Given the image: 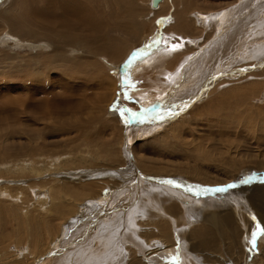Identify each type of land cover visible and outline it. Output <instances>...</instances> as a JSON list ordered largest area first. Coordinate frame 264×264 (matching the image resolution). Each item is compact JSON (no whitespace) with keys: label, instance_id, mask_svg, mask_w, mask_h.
<instances>
[{"label":"rangeland","instance_id":"rangeland-1","mask_svg":"<svg viewBox=\"0 0 264 264\" xmlns=\"http://www.w3.org/2000/svg\"><path fill=\"white\" fill-rule=\"evenodd\" d=\"M76 1L83 5L86 24L84 10L93 8L94 21L85 31L61 28L56 21L51 31L34 22L31 10L42 12L47 0H0V264H57L52 263L55 251L83 225L82 205L119 186L129 187L133 171L192 181L204 190L233 184L234 188L218 193L237 195L241 206L223 209L228 200L217 201L218 208L196 210L190 223L177 207L163 205L169 217L143 219L137 229L143 244L145 238L157 237L158 247L143 246L145 257L129 248L121 264H161L159 252L172 238V226L165 218L178 223L184 219V240L200 264H264V62L258 64L254 44L259 41H253L261 32L248 34L264 29V0H165L158 12L150 9L149 0ZM197 14H210L215 21L208 28ZM170 15L173 23L167 18L159 22L169 27L160 29L155 45L151 38L159 29L157 21ZM162 31L185 37L173 35V40L183 41L182 49L167 60L159 53L171 41ZM188 38L198 40L193 48L187 46ZM147 54L151 64L133 71ZM188 54H197L195 62L200 65L188 67L203 70L224 59L228 68L224 65L223 73L239 68L245 73L223 77L217 88L181 113L173 106L179 96L190 97L183 92L191 81L159 79L163 83L154 90L157 97L137 107L133 92L160 76L157 69L173 72ZM245 179L248 182L241 183ZM218 193L211 199L222 197ZM212 211L224 219L203 228V215ZM257 226L262 244L256 237L255 245L244 244L243 235L257 231ZM200 228L205 235H200ZM56 240L60 243L55 247Z\"/></svg>","mask_w":264,"mask_h":264},{"label":"bare ground","instance_id":"bare-ground-1","mask_svg":"<svg viewBox=\"0 0 264 264\" xmlns=\"http://www.w3.org/2000/svg\"><path fill=\"white\" fill-rule=\"evenodd\" d=\"M47 1H48V4H46V7L43 8L44 10L41 8L42 9V12H37L36 10H33V9L31 10V12L35 16L34 17L35 20H33L34 22H37L40 26L48 27L49 30H51V31H52L53 28H56V25H55L56 22H57V25L60 26L61 28L64 27L66 29H73L74 30L75 27H79L80 30H84L85 31V30L88 29L87 24H91V20H92V22L94 21V19L91 17V14L94 13L91 10L93 8H88V10H84L85 13L87 14L86 17H88L87 24L85 22H83V18L81 16V14L83 12V10H82L81 7L83 5L80 6L79 2L76 1V0H62V2H60L58 4L52 3V2H50V0H47ZM164 1L165 0H160L157 3V8H154V7L151 6V0H149L148 5L150 6V9L155 10V12H158L157 10H160L161 9V7L164 4ZM172 2H174V0ZM170 7H172V6H170ZM214 13H217V12H214ZM199 14L196 15L197 16L196 17L197 20H199L200 22H202V21L203 22H206L207 23L206 26L208 28L215 21V19H214L215 17L212 18V15H210V14H207L205 16H201ZM219 16H221V14ZM223 17H225V15H223ZM165 18H167V23L168 22H169V24L170 23H173V22H171L173 20L172 17H171V15L170 16H164L161 19H159L158 21L159 22H163ZM158 21H157V23H158ZM180 22L177 23V24H180L181 25L182 22L181 23ZM183 23H184V21H183ZM183 23H182L181 26L184 25ZM167 25H166V23H163V24H160L159 23L157 25L158 28H159L158 31H157V34H154L155 36L153 35V37L151 38V41L154 40V39H156L157 38L156 35L157 36L160 35V31H161L160 29H162V27H166ZM186 25H187V22H186V24H185L184 27H187ZM217 25H219V24H217ZM91 26H93V25H91ZM174 26H176V25H174ZM179 26H178V29H180V27H181V26L180 27ZM168 27H169V25H168ZM256 30H258L261 33H260V35H258V36H260L258 38V40L257 39H254L253 40V41H259V43L254 44V46H256L254 49H256L259 52L260 57H258L257 61H259V63H258L259 65H262L261 62H264V54H263L264 53V29L263 28L260 29V27H258V29L249 30L250 32H248V34L249 33H252L253 34ZM55 31H56V29H55ZM217 31L218 30H216L215 33H217ZM161 33H163L166 36H168L169 37V41H171V43L170 42L166 43V48L164 49V52H160V53L158 52L159 54H161L160 56L162 58L167 57L166 58V60H167V59L170 58V54L171 53L172 54H174V52H175V54L177 52L179 53V50L182 49L181 48L182 47L181 46V43L183 41H178V39L177 40H173V39H176L175 37H173V35H175L177 37L179 36L182 39L185 38V37H184V35L183 36L176 35V34H179V33H173V32H169V31H167V32H163L162 31ZM94 36H96V35H94ZM8 37H10V36H8ZM163 37H165V36L163 35ZM216 40H218V39H216ZM164 41H165V39H164ZM186 41H188V43H189L187 46H192V48H193L194 44H196L198 42V40H196L194 38H188V39H186ZM219 42H220V40H219ZM214 45H216V42H215ZM162 46H163V44H162ZM187 46H185V48H184L185 50L187 49ZM161 49H163V48L161 47ZM254 49H252V50H254ZM211 50H212V48H211ZM156 51H158V50H156ZM162 53H164V54H162ZM211 53L213 54V52H211ZM246 53H248V52L246 51ZM153 55L154 54L152 52V56ZM247 55L249 56V54H247ZM150 56L151 55L148 56V54L145 55V58L146 59L143 60L144 62H142V61L139 62L140 65L137 66L136 69H133V71H137V70H140V69L145 68V63H147V64L150 63L148 61V58H150ZM115 57H116V55H115ZM196 57H198L197 54H192V55L191 54H188V55H186V57L183 58V60H181L182 62L180 61L181 64L179 66L176 65L177 68L175 67L174 68L175 70H173V72L171 71L170 73L167 71L166 68H162V69H157L156 68L159 71H156V70L155 71L156 72H160L161 73V74L159 73L160 76H156L152 80L146 78V80L147 79L148 80L147 81L144 80V81H146V84H149L150 83V85H148L149 87L147 86V88H142L141 87L142 85L141 86L139 85L140 86V89L138 88L139 90H136L135 92H133V95L137 96V99H136V101H137L136 102L137 107L145 106V104H148V102H150V100H152L154 98L153 93L156 92V91L154 92L155 88L157 86L159 87L160 84L163 83V82H160L159 79H161V80L164 79V82L167 81V80L168 81L169 80H172V81L173 80H177V82H178V80L180 79L179 81L182 82L181 81V77H182V78H185V79L189 80V82L191 81L192 84L189 85L190 89H189V87H187V90L185 88L186 91L183 90L184 91L183 93L186 94V95H190V97L187 98V96L181 95L182 98L180 99V96H179L176 99L177 106L176 105L173 106V107H175L176 112H180L181 113V112H184V111L187 110L186 107L189 104H191V106L189 107L190 109L189 108L188 109L191 110L192 109V105L197 100H200L201 97H204V94L206 92H211L212 90H214L215 88H217L218 85L220 83H222V81H220V80L223 77L224 78H230V77L239 76L242 73H245L244 68H242V69L239 68L236 71L233 70L232 72H229L228 74H226L227 72L226 73H223V70L225 69L224 65H226V67L228 68V64H225L223 62L224 59L223 60L222 59H220V60L218 59L217 61L214 60L215 61L214 62V65H212L210 67H207V66H209V65H207L206 66L207 68H205V69L203 68V70H201L202 69L201 68L199 70V69H196V68H198L200 66V65L197 66V62H195V60L197 59ZM254 58H256V56ZM189 63H192V64L196 63L194 65H196L197 67L195 69L193 67L192 68L191 67H188V64ZM211 64H212V61H211ZM136 65H134V66H136ZM222 65H223L222 72H219V69L221 68ZM152 68H154V67H152ZM159 68H160V66H159ZM147 70H148V67H147ZM147 70H145V71H147ZM142 74H144V76H145V73H142ZM142 74H141V76H142ZM145 77H147V75ZM182 80H184V79H182ZM229 80H231V79H229ZM148 81H151V82L147 83ZM138 83L136 85H138ZM184 83H185V81H184ZM186 83H185V85L183 87H186V85H187ZM223 83H224V81H223ZM143 84H145V83H143ZM164 85L165 84H163V86ZM173 85H175V84L173 83ZM167 86H169V85L167 84ZM167 86L165 85L164 87H167ZM181 87H180V89H181ZM188 89L189 90L192 89V91L190 92V94H187L186 93L187 91L189 92ZM166 90H168V89L166 88ZM166 90H164V91H166ZM169 90H170V88H169ZM177 90L178 89H176V91ZM176 91L173 92V94L176 93ZM160 93H162V92H160ZM156 94L158 95L159 93H156ZM173 94H171V97H172ZM61 97H66V96L65 95L64 96L61 95ZM9 100L12 102L11 99H9ZM166 100H168V99H166ZM153 102H155V101H153ZM153 104L151 103V105H153ZM158 106H160V105H158ZM167 106H168V103H167ZM173 107H171V108H173ZM77 108L79 109V107H77ZM63 111H64V109H60V112L63 113ZM169 112H172V113H169L170 115H172L174 113L173 111H169ZM166 114H168V113H166ZM163 117H164V115H163ZM180 117H182V116H180ZM138 118H140V117H138ZM159 120H161V119H159ZM27 132H28V134L30 133L28 131V129H27ZM144 132H148V128L146 130H144ZM24 133H26V132H24ZM130 175L131 174H129V176ZM130 180H128L129 183H130L129 187L126 188V187H120L119 186L113 192H109L108 194L105 193L106 195H104V194L98 195L97 200L95 202L90 201L88 203L89 205H86L87 202L82 205V207H81L82 208V214H81V217L80 218H82L83 216H85V219H83V218L81 219V221L83 222V225L80 228H78L77 230H75V232H74L75 233V236L73 238H71L70 240H68L61 248L57 249L56 251L54 250L56 256L54 258L55 261L53 260L52 263L53 262L54 263L58 262L57 264H121L122 261L124 260L125 252L128 251L129 248H131L132 251L135 252V254L138 253L141 257H145V256H142V252L144 251L143 246H146V245L147 246H150V247L151 246L153 247V245L156 246V244H157V237L156 238H153V239H149L148 238L147 240L145 238L146 244L145 243L143 244V242H142L143 241L142 240L143 237H141L139 235L137 236V229L140 227L139 225H141V224H139V222L140 223H143L142 222L143 219H146V222H149L151 220L153 221V219L155 218L154 216L157 215V217H158V216H161V214H164L167 217H169L166 214L167 212H165V213L163 212L164 211L163 210L164 207L167 208L165 205H169V206L170 205H173V207H177V209L179 210L180 215L182 217H184V219L185 218H188L189 219L188 221L190 223L193 222L192 220H195L196 219L194 217L195 216L194 214H196V210H198L200 212H203V210H206V209L209 210L210 208L211 209L212 208H214V209L215 208H218L220 205H217L216 204L217 201H219V202L220 201L221 202L226 201L227 202V200H228V203L229 204L228 203H227V205H224L223 204L222 205L223 209L226 206H231L232 210H237L238 207L241 206L240 205V202H239V197L237 195L236 196L234 195V197H232V195H230L229 196L230 198H228V196L227 197L226 196H222L223 194H219L217 192L222 197H220V198L218 197L219 199H214L213 200V199H211V197L216 196L217 195L216 192L213 193L211 191H205L204 189H200L199 187H197L196 185H194V183H191L192 181L183 183V182H180V181H178L176 179L169 178V177H160V176H156V177H146L145 175L140 174V172L139 173H136L135 171H133V176L131 177ZM167 180H173V181H175V183L172 184V185H169L167 183H162V181H167ZM189 189H191V190L189 191ZM100 197H102V198H100ZM94 199H96V198H94ZM229 200H231V201L229 202ZM163 205H164V207H163ZM171 213H173V212H171ZM169 215H170V213H169ZM172 216H173V214H172ZM223 217L220 215L219 212H215V211L208 212V213L204 214L203 215V218H202V222L204 223L203 224V228H204V226L209 225V224H215V223L220 224V221H222L224 219ZM158 218H160V217H158ZM87 219H89V220H87ZM165 219H166L165 222L168 221L171 224V226H172V228H171L172 230H170V231H172L171 232L172 238L169 239L170 244L167 246L166 249H163L162 251L159 252V257L157 255H152V256L149 255V256L153 257L152 259H154L157 256L158 257V260H161V262L158 261L161 264H200V262H198L199 261L198 257L193 255L192 251L190 250V248L188 247L187 243L185 242L186 240H184V234H183V228L185 229V227H183L184 226V219H182L180 223H178V221L176 222V220H174L173 218L172 219L165 218ZM165 219L163 218L161 220H165ZM175 219H176V217H175ZM197 223H199V222H197ZM151 224H152V222H151ZM166 225H168V224H166ZM159 226H161V228H164L163 225H159ZM212 226H214V225H212ZM253 226H254V224H253ZM208 227H210V226H208ZM208 227H206V228H208ZM203 228H200L198 230V231L201 232L200 235L203 232H204L203 233L204 235L206 234L205 231L203 230ZM255 230L256 229L251 230L252 232H250V234H248V235L246 233L243 235L242 240H243L244 244H246V242L249 243V246L252 245V244H254L253 243L254 241H253V235L252 234H253V231L256 232ZM207 232H209V231H207ZM263 232H264V230H263ZM66 233H67V230H66ZM64 234L65 233H63V235ZM258 234L256 235V238H258L259 243H260V240L263 239V237H261L260 233H258ZM196 235L198 236V234H196ZM164 236H165V234H164ZM204 238H202V239H204ZM158 241H159V239H158ZM202 242H204V241H202ZM243 242H242V244H243ZM58 243H60V240H58V241L56 240V242L53 243V245H55V247H56V244H58ZM260 244H262V243H260ZM171 245H172V247H171ZM207 245L208 244H206V247L208 248ZM258 246H260V245H258ZM156 247H158V245ZM244 248H245V246H244ZM51 250H49V251H51ZM213 252L215 253L214 250H213ZM43 253L45 254V252H43ZM242 255H243V253H242ZM157 257H156V259H157ZM36 258L38 259V256ZM203 258H204V256H203ZM155 262H156V260H155ZM210 262H211V260H210ZM208 264H210V263H208Z\"/></svg>","mask_w":264,"mask_h":264},{"label":"snow or ice","instance_id":"snow-or-ice-1","mask_svg":"<svg viewBox=\"0 0 264 264\" xmlns=\"http://www.w3.org/2000/svg\"><path fill=\"white\" fill-rule=\"evenodd\" d=\"M159 23V21H158ZM153 43L155 44H158L159 43V37H157L156 39L153 40ZM135 53L133 54V58H135ZM129 63H131V59L129 60ZM158 118H162V117H158ZM143 122V121H141ZM248 182V179H245V180H242L241 183H247ZM162 183H167L169 185H172L175 183V181L173 180H167V181H162ZM235 185L233 184H229L227 186H224V187H217V188H213V189H205V191H211V192H224L226 191L228 188H234ZM191 189H189L190 191ZM260 231V228L259 226H257V231L256 232H253V238L255 239L256 235L258 234V232Z\"/></svg>","mask_w":264,"mask_h":264},{"label":"water","instance_id":"water-1","mask_svg":"<svg viewBox=\"0 0 264 264\" xmlns=\"http://www.w3.org/2000/svg\"><path fill=\"white\" fill-rule=\"evenodd\" d=\"M160 0H151V6L152 7H156L157 6V3L159 2Z\"/></svg>","mask_w":264,"mask_h":264}]
</instances>
